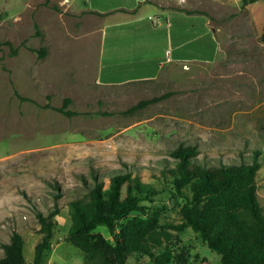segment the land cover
I'll use <instances>...</instances> for the list:
<instances>
[{"label": "rangeland", "instance_id": "1", "mask_svg": "<svg viewBox=\"0 0 264 264\" xmlns=\"http://www.w3.org/2000/svg\"><path fill=\"white\" fill-rule=\"evenodd\" d=\"M45 2L0 0V258L2 245L18 231L32 263L42 238L36 212L48 214L57 204L61 213L46 264H85L84 253L67 241L69 206L87 197L94 176L108 187L117 173L139 174L157 191L152 211L163 223H179L180 201L162 171L176 166L172 152L180 145L196 146L197 160L207 165L251 163L259 151L257 194L264 212V36L234 25L243 0L238 6L192 5L206 7L221 30L224 52L215 61L124 85L98 83L106 64L98 19L77 13L66 0ZM43 47L45 58L31 51ZM68 98V109L80 115L44 108L62 107ZM98 232L110 238L105 227ZM173 234L186 264L220 263L191 229ZM128 264L155 263L135 255Z\"/></svg>", "mask_w": 264, "mask_h": 264}, {"label": "trees", "instance_id": "2", "mask_svg": "<svg viewBox=\"0 0 264 264\" xmlns=\"http://www.w3.org/2000/svg\"><path fill=\"white\" fill-rule=\"evenodd\" d=\"M257 1L260 0H243V6ZM55 9L60 10L57 6ZM6 45L13 48L10 42ZM31 51L41 58L48 54L45 47ZM171 95L145 100L133 110ZM71 103L68 98L62 107L47 103L44 108L68 117L80 115L68 109ZM197 156L196 146L180 145L172 152L176 166L162 171L165 178L172 179L173 198L180 201L179 223H163L160 214L152 211L149 204L157 191L139 174L117 173L110 178L108 187L94 176L95 184L87 197L76 199L69 206L71 225L67 241L84 253L85 264H128L135 255L150 257L155 264H186L184 255L175 251L177 241L173 232L183 233L187 229L220 256L219 264H264V212L257 194L261 153L256 151L251 163L241 164L207 165L200 163ZM60 213L57 204L48 214L36 212L42 238L35 247L32 263L26 261L22 234L14 231L10 241L2 245L4 255L0 264H46ZM100 227L107 229L110 238L98 232Z\"/></svg>", "mask_w": 264, "mask_h": 264}, {"label": "crops", "instance_id": "3", "mask_svg": "<svg viewBox=\"0 0 264 264\" xmlns=\"http://www.w3.org/2000/svg\"><path fill=\"white\" fill-rule=\"evenodd\" d=\"M77 13L98 19L104 36L103 63L97 73L101 85L150 81L170 69L211 63L224 52L220 28L211 12L192 7L213 3L241 5L242 0H66ZM82 2V4L79 3ZM208 8V6H207ZM234 12V25H249L264 36V0ZM186 11H198L189 14ZM231 15V14H229ZM246 15V16H245ZM246 29V28H245ZM190 67V68H189Z\"/></svg>", "mask_w": 264, "mask_h": 264}]
</instances>
